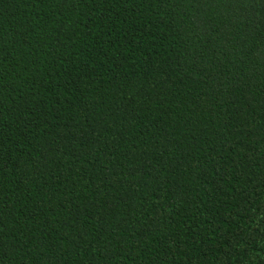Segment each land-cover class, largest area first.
Masks as SVG:
<instances>
[{
	"label": "trees",
	"instance_id": "1",
	"mask_svg": "<svg viewBox=\"0 0 264 264\" xmlns=\"http://www.w3.org/2000/svg\"><path fill=\"white\" fill-rule=\"evenodd\" d=\"M0 264H264V0H0Z\"/></svg>",
	"mask_w": 264,
	"mask_h": 264
}]
</instances>
